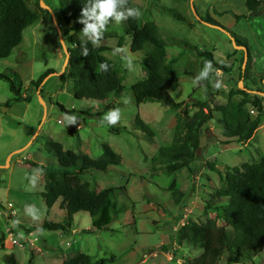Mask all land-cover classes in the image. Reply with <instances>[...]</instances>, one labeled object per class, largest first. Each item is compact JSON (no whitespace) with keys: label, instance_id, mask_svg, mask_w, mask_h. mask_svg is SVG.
I'll return each mask as SVG.
<instances>
[{"label":"rangeland","instance_id":"rangeland-1","mask_svg":"<svg viewBox=\"0 0 264 264\" xmlns=\"http://www.w3.org/2000/svg\"><path fill=\"white\" fill-rule=\"evenodd\" d=\"M25 1L35 8L36 0ZM42 1L47 6L40 5V17L25 26L18 44L7 56L0 57V70L9 66L17 71L21 93L29 97L3 104L12 93L7 81L0 78V264H9V254L17 264H58L65 255L76 251L87 252L95 259L112 255L104 264H187L186 258L198 251L179 247L176 229L186 219L202 221L214 216V210L205 202L221 183L218 172L243 161L257 160L264 153V112L250 142L221 143L217 139L222 135L221 114L211 109L212 117L203 126L199 148L189 165L165 172L164 162L152 161L150 156L158 146L171 142L178 108L168 102L134 100L130 85L144 72L140 53L129 48L124 20H115L112 26L101 29L99 37L103 39H98L109 46L101 53L119 66L122 89L118 94H109L108 105L78 99L72 95V80L66 74L67 60L63 66L66 39L89 37L82 34L83 28L63 34L64 24L56 13L57 0ZM131 1L138 5L139 23L151 21L157 36L167 40L165 56L173 57L177 74L176 87L168 91L169 99L187 101L190 112L196 109L192 99H205L212 108L215 103L225 102L231 87H240L239 79L241 87L245 84L252 91L259 87L264 92V10L248 12L245 0ZM176 13L183 18H176ZM205 15L215 22L202 21ZM232 36L243 41L249 51L244 79L237 76L244 51L235 46ZM168 38L184 39L194 47L169 43ZM197 50L210 51L212 59L225 68L207 65L205 61L210 60ZM129 61L131 69L126 67ZM48 68L53 73L44 75L39 87L28 82ZM205 70L207 75L201 76ZM218 82L221 86L216 88ZM239 96L234 94L235 98ZM56 101L75 111L60 110ZM246 108L249 114H255L254 108ZM117 109L119 119L110 125L106 116ZM136 115L152 131L151 137L136 126ZM46 137L92 158L101 153V142L107 143L120 155L119 163L108 165L107 171L86 172L82 177L95 190L124 185L133 207L128 205L100 229L91 224L85 210L71 214L68 231L31 227L44 219H65V210L58 205L60 197L46 206L41 196L42 172L28 162L58 167L56 157L43 147ZM216 224L213 239L222 241V231L231 229L220 219ZM262 255L263 249L243 264H261ZM227 256L224 249L215 264H225Z\"/></svg>","mask_w":264,"mask_h":264},{"label":"trees","instance_id":"trees-1","mask_svg":"<svg viewBox=\"0 0 264 264\" xmlns=\"http://www.w3.org/2000/svg\"><path fill=\"white\" fill-rule=\"evenodd\" d=\"M93 4L94 0H57L56 13L64 24L63 34L67 35L70 30L84 28L85 24L80 21L87 20L92 23L93 21L83 13L85 9L90 11ZM244 5L250 13L264 10V0H245ZM127 8L138 9V5L131 0H125L118 10ZM42 11L39 0L35 1V8L30 7L25 0H0V57L9 54L20 41L22 29L39 18ZM176 18L183 17L176 13ZM201 18L215 22L207 15ZM123 20L124 29L130 40L129 48L140 53V65L144 72L141 79L130 85L134 100L137 103L146 99L157 100L168 102L172 107L178 108L171 142L158 146L150 156L152 161L164 162L165 172L187 167L197 153L199 135L204 124L211 119L213 109L221 114L219 121L222 135L217 137L219 142H243L250 138L264 112L262 101L264 96L256 91H261V88L256 87L255 91H252L251 87L244 83L242 87H231L225 102L215 103L212 108L205 99H192L191 103L196 109L190 112L187 101L174 102L168 96V91L177 85V74L173 67V57L167 59L165 56L167 40L157 36L156 25L151 21L140 24L139 16ZM114 21L115 18H109L104 28L112 26ZM101 38L103 39L96 38L95 44L91 39L80 36L66 39L68 41L66 74L72 80L71 90L74 97L96 103L105 102L104 104L108 105L106 101L109 94H118L123 87L122 75L116 62L101 53V50L109 48L106 43L98 41ZM232 38L236 44L245 46L237 37ZM183 40L168 38L169 43L194 47ZM245 49L244 65L241 66L243 55L238 64L237 76L242 79L246 76L250 58L246 46ZM197 52L200 55L206 54L205 59H209L217 67L225 68L223 63L212 59L210 51ZM51 71L53 70L48 68L36 79H30L28 82L39 87L42 77ZM0 78L7 81L12 93L3 104L29 99L27 95H22V81L13 68L9 66L2 68ZM205 91L210 90L206 88ZM236 93L240 94L238 98L234 97ZM55 103L64 112L75 111L74 108H66L57 101ZM247 105L255 109L254 115L249 114ZM134 121L137 127L151 137L152 131L139 116L136 115ZM43 147L56 157L58 167L50 168L34 160L28 162L40 168L42 172L41 196L46 206L49 207L60 197L58 205L65 210V222L44 219L31 227L68 231L71 228V214L85 210L90 216L91 224L100 229L117 218L128 205L133 207L134 203L124 185L106 186L95 190L94 187H90L89 181L82 177L86 172L107 171L108 165L119 163L120 155L107 143L101 142V153L96 158L85 152L77 153L69 148H63L59 141L50 137L44 139ZM218 176L221 183L208 194L205 202L206 206L214 210V216L202 221L186 219L175 231V242L179 247L198 251L190 258H186L187 264H215L224 249L228 251L225 264H243L246 259L262 249L261 264H264V153L260 154L257 160L243 161L227 167L218 172ZM216 219H220L231 229L222 231V241L213 239V232L217 228ZM161 247L164 248L163 244ZM110 258L113 256L95 259L87 252L76 251L65 255L58 264H104ZM6 261L9 264H17L16 259L10 254Z\"/></svg>","mask_w":264,"mask_h":264},{"label":"clouds","instance_id":"clouds-1","mask_svg":"<svg viewBox=\"0 0 264 264\" xmlns=\"http://www.w3.org/2000/svg\"><path fill=\"white\" fill-rule=\"evenodd\" d=\"M125 0H94V4L91 10H84V15L88 16L93 22L89 23L87 20L80 21L85 24L82 29V34L89 37L92 42L96 43V38L100 36L101 29H104L105 24L109 18H115L116 22L119 23L122 19L136 18L140 15L139 9L127 8L124 10H118V7L123 5ZM85 55L87 53H84ZM207 65L211 64V61H205ZM131 61L126 63V67L132 68ZM201 76H206L207 71H202ZM220 82L216 83L215 87L219 88ZM106 118L110 125H115L119 119V110H110Z\"/></svg>","mask_w":264,"mask_h":264},{"label":"water","instance_id":"water-1","mask_svg":"<svg viewBox=\"0 0 264 264\" xmlns=\"http://www.w3.org/2000/svg\"><path fill=\"white\" fill-rule=\"evenodd\" d=\"M39 4L41 5V6H47L46 4H44L43 3V1L42 0H39ZM202 21H205V20H202ZM205 22H207V21H205ZM57 26V25H56ZM58 28V27H57ZM232 39V38H231ZM233 40V39H232ZM234 41V40H233ZM235 46H238L239 48H241V49H243V51H244V56H243V61H242V64H241V66L243 67V65H244V61H245V58H246V50H245V46L244 45H242V44H236L235 43ZM65 50V49H64ZM66 52V51H65ZM66 60H67V52L65 53V60H64V64H63V66L65 65V62H66ZM51 73H53V71H51V72H48L47 73V75L48 74H51ZM240 79H239V81H238V84L240 85V87H241V84H240ZM259 94H261V95H263L264 96V92L263 91H260V90H256ZM39 99L42 101V99L39 97ZM43 103V102H42Z\"/></svg>","mask_w":264,"mask_h":264},{"label":"crops","instance_id":"crops-1","mask_svg":"<svg viewBox=\"0 0 264 264\" xmlns=\"http://www.w3.org/2000/svg\"><path fill=\"white\" fill-rule=\"evenodd\" d=\"M260 124H261V121H260L259 124L256 126V128H257ZM256 128H255V129H256ZM255 129H254V131H255ZM254 131H253V133H254ZM253 133H252V135L250 136V138H248L247 140L244 141V143H248V142H250V139L253 137Z\"/></svg>","mask_w":264,"mask_h":264}]
</instances>
